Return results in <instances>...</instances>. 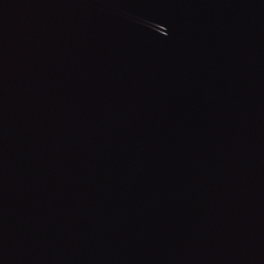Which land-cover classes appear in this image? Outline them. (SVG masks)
I'll list each match as a JSON object with an SVG mask.
<instances>
[{
  "label": "water",
  "instance_id": "water-1",
  "mask_svg": "<svg viewBox=\"0 0 264 264\" xmlns=\"http://www.w3.org/2000/svg\"><path fill=\"white\" fill-rule=\"evenodd\" d=\"M0 264H264V0H0Z\"/></svg>",
  "mask_w": 264,
  "mask_h": 264
}]
</instances>
